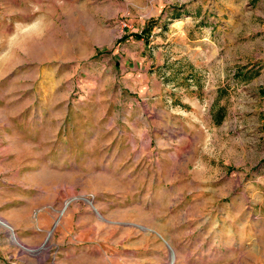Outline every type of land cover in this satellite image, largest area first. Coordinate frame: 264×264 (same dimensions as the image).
I'll use <instances>...</instances> for the list:
<instances>
[{
	"label": "rangeland",
	"instance_id": "374dc122",
	"mask_svg": "<svg viewBox=\"0 0 264 264\" xmlns=\"http://www.w3.org/2000/svg\"><path fill=\"white\" fill-rule=\"evenodd\" d=\"M30 152L111 218L80 264H264V0H0V159Z\"/></svg>",
	"mask_w": 264,
	"mask_h": 264
},
{
	"label": "crops",
	"instance_id": "0c3cea01",
	"mask_svg": "<svg viewBox=\"0 0 264 264\" xmlns=\"http://www.w3.org/2000/svg\"><path fill=\"white\" fill-rule=\"evenodd\" d=\"M22 157L18 158L19 162L17 161L16 166L10 164V168H7L0 159V221L6 223L8 229L17 238L13 241L8 239L7 232H2L4 226L0 224V237L5 235L6 241L0 242V263L49 264L50 261L56 264H80L83 256L86 260H92L96 256L106 257L104 248L99 246L96 240L86 236L89 232L98 230L101 224H111V218L100 217L97 209L72 204L75 200L73 187L67 192L65 185L51 186L49 174L51 165L48 157L43 156L39 160L40 165L37 166L33 153H26ZM110 162L113 167L114 160ZM122 180L135 183L140 179L127 173L122 176ZM142 189L137 192L138 199L142 198L144 193ZM54 193L56 200L51 202L50 198ZM66 198L68 203L65 205L69 204V206L61 214L60 203L66 202ZM136 208L139 212H145V208L140 207V203ZM55 218H58L62 237L49 243L47 238ZM122 224L137 228L139 231L146 230L145 223L140 220L127 219L122 221ZM152 232L156 231L153 229ZM139 237L140 233L136 238ZM127 244L128 250L125 252L135 255L136 246L130 245L129 241ZM141 245L142 248L146 247L143 241Z\"/></svg>",
	"mask_w": 264,
	"mask_h": 264
},
{
	"label": "water",
	"instance_id": "95a60500",
	"mask_svg": "<svg viewBox=\"0 0 264 264\" xmlns=\"http://www.w3.org/2000/svg\"><path fill=\"white\" fill-rule=\"evenodd\" d=\"M0 224L3 225L6 228H9V226L6 223L2 222V221H0Z\"/></svg>",
	"mask_w": 264,
	"mask_h": 264
},
{
	"label": "trees",
	"instance_id": "16d2710c",
	"mask_svg": "<svg viewBox=\"0 0 264 264\" xmlns=\"http://www.w3.org/2000/svg\"><path fill=\"white\" fill-rule=\"evenodd\" d=\"M222 120H223V116L220 115V118H219V121L218 122L220 123V122H222Z\"/></svg>",
	"mask_w": 264,
	"mask_h": 264
}]
</instances>
